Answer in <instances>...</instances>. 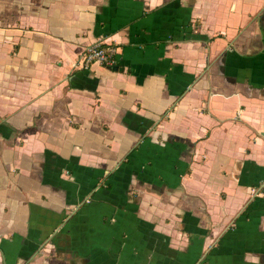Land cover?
<instances>
[{"label":"crops","instance_id":"1","mask_svg":"<svg viewBox=\"0 0 264 264\" xmlns=\"http://www.w3.org/2000/svg\"><path fill=\"white\" fill-rule=\"evenodd\" d=\"M0 264H264V0H0Z\"/></svg>","mask_w":264,"mask_h":264},{"label":"built area","instance_id":"2","mask_svg":"<svg viewBox=\"0 0 264 264\" xmlns=\"http://www.w3.org/2000/svg\"><path fill=\"white\" fill-rule=\"evenodd\" d=\"M94 66L107 70H116L118 66L116 49L104 42H95L84 48L82 53L77 57L73 68L89 71Z\"/></svg>","mask_w":264,"mask_h":264}]
</instances>
